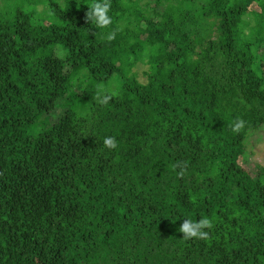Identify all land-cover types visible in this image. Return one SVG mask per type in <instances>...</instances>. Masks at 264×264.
<instances>
[{"label": "trees", "instance_id": "obj_1", "mask_svg": "<svg viewBox=\"0 0 264 264\" xmlns=\"http://www.w3.org/2000/svg\"><path fill=\"white\" fill-rule=\"evenodd\" d=\"M94 2L0 0V264H264V0Z\"/></svg>", "mask_w": 264, "mask_h": 264}, {"label": "clouds", "instance_id": "obj_2", "mask_svg": "<svg viewBox=\"0 0 264 264\" xmlns=\"http://www.w3.org/2000/svg\"><path fill=\"white\" fill-rule=\"evenodd\" d=\"M109 9V0H96L90 7L87 5V19L93 22L97 28L104 29L111 23V18L108 15ZM112 38V34L109 33L107 39L111 40ZM101 102L106 103L107 97H103ZM240 126H242V122L237 124L233 131L238 130ZM103 144L108 149H115L117 147L115 138L111 136L105 137ZM211 227L212 223L208 218H201L196 222L185 219L179 227V232L183 234L182 236L185 239H207L208 233L204 229H211Z\"/></svg>", "mask_w": 264, "mask_h": 264}, {"label": "rangeland", "instance_id": "obj_3", "mask_svg": "<svg viewBox=\"0 0 264 264\" xmlns=\"http://www.w3.org/2000/svg\"><path fill=\"white\" fill-rule=\"evenodd\" d=\"M67 51L62 47H58L56 50V54L59 57H64ZM140 68L142 66H139ZM66 68L69 69V66ZM57 106V105H56ZM64 106L58 105L56 109L52 112L51 122H54L56 119L60 117L64 113ZM247 154L249 160L246 161L245 167L249 169L251 174L255 176L257 168L256 165L263 164L264 165V129L262 131H257L253 133L247 140Z\"/></svg>", "mask_w": 264, "mask_h": 264}]
</instances>
